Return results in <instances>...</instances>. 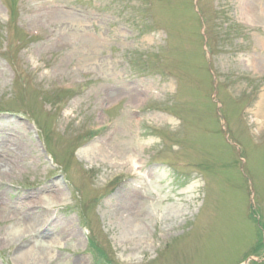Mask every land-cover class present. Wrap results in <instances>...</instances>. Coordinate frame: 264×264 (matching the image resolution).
I'll list each match as a JSON object with an SVG mask.
<instances>
[{
    "label": "rangeland",
    "instance_id": "obj_1",
    "mask_svg": "<svg viewBox=\"0 0 264 264\" xmlns=\"http://www.w3.org/2000/svg\"><path fill=\"white\" fill-rule=\"evenodd\" d=\"M13 1L0 264H264V0L202 1L212 66L192 0Z\"/></svg>",
    "mask_w": 264,
    "mask_h": 264
},
{
    "label": "bare ground",
    "instance_id": "obj_2",
    "mask_svg": "<svg viewBox=\"0 0 264 264\" xmlns=\"http://www.w3.org/2000/svg\"><path fill=\"white\" fill-rule=\"evenodd\" d=\"M263 98H264V95H261V98H260V105L263 103ZM85 154H88V155H90V154H92L91 153V151H86V153ZM50 203H51V201H50ZM42 208H45V207H42ZM33 210V209H32ZM45 210V209H44ZM35 211V210H34ZM38 211V210H37ZM36 211V213H31V214H26L25 216H26V221L28 222V223H32L33 225L34 224H36V226L38 227H40V230L41 229H43V228H41L42 226H44V224L43 225H41L42 223L41 222H43V221H41V219H40V217L41 218H43L44 216H45V212H37ZM29 220V221H28ZM38 229V228H37ZM36 229V230H37ZM39 230H37V232H38ZM33 254H34V251L32 250V249H30V250H27L26 251V253H25V255H23V256H21V258H22V260H24L25 262H26V260H28V259H30L32 256H33ZM21 258H20V261H21Z\"/></svg>",
    "mask_w": 264,
    "mask_h": 264
}]
</instances>
